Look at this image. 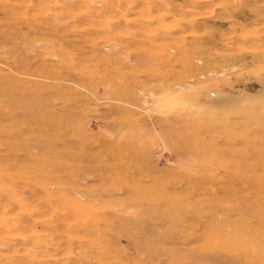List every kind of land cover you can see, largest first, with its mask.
<instances>
[{
	"label": "rangeland",
	"instance_id": "374dc122",
	"mask_svg": "<svg viewBox=\"0 0 264 264\" xmlns=\"http://www.w3.org/2000/svg\"><path fill=\"white\" fill-rule=\"evenodd\" d=\"M0 264H264V0H0Z\"/></svg>",
	"mask_w": 264,
	"mask_h": 264
}]
</instances>
